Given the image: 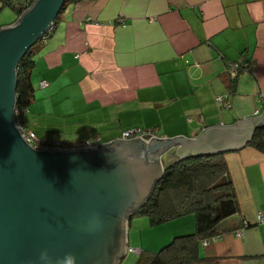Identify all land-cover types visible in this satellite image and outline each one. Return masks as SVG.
I'll list each match as a JSON object with an SVG mask.
<instances>
[{
	"label": "crops",
	"instance_id": "obj_1",
	"mask_svg": "<svg viewBox=\"0 0 264 264\" xmlns=\"http://www.w3.org/2000/svg\"><path fill=\"white\" fill-rule=\"evenodd\" d=\"M21 1L0 0L9 17L0 28L18 20L8 4ZM240 59L245 67L232 79L229 67ZM34 60L35 99L22 124L39 138L107 143L139 128L191 139L264 115V0H79ZM224 155L239 210L221 222L220 239L200 243L196 264H264V148ZM176 160L166 153L163 168ZM189 217L173 224L180 235L194 232Z\"/></svg>",
	"mask_w": 264,
	"mask_h": 264
},
{
	"label": "water",
	"instance_id": "obj_2",
	"mask_svg": "<svg viewBox=\"0 0 264 264\" xmlns=\"http://www.w3.org/2000/svg\"><path fill=\"white\" fill-rule=\"evenodd\" d=\"M66 0H34L0 28V264H44L72 252L77 264H122L135 210L163 177L162 157L176 162L245 148L264 115L213 127L187 139H115L97 148L38 149L16 119L18 67L55 29Z\"/></svg>",
	"mask_w": 264,
	"mask_h": 264
},
{
	"label": "trees",
	"instance_id": "obj_3",
	"mask_svg": "<svg viewBox=\"0 0 264 264\" xmlns=\"http://www.w3.org/2000/svg\"><path fill=\"white\" fill-rule=\"evenodd\" d=\"M33 1L23 0L18 4L9 2L8 5L21 15L26 4ZM77 1L79 0H66L65 4ZM42 45L43 42L39 41L33 46L18 67L16 110L21 112H25L35 99L32 82L34 59ZM247 146L264 148V128L257 130ZM238 210L239 204L224 153L215 156H190L173 162L165 167L163 177L157 181L148 201L135 210L134 215L148 216L151 225L193 215L195 230L188 235L176 237L158 253L142 251L137 264L198 263L200 243L214 236H222L225 230L222 229L221 222Z\"/></svg>",
	"mask_w": 264,
	"mask_h": 264
},
{
	"label": "built area",
	"instance_id": "obj_4",
	"mask_svg": "<svg viewBox=\"0 0 264 264\" xmlns=\"http://www.w3.org/2000/svg\"><path fill=\"white\" fill-rule=\"evenodd\" d=\"M53 31H54V29L49 34H51ZM49 34H46L42 38L41 41L43 42V44L47 41ZM243 67H245V62L242 59L232 63L229 67L230 69L228 70L230 77L232 79H235L238 75L239 70L242 69ZM48 85H49V83L46 80H43L40 82L41 88H45ZM261 101L264 102V94L261 96ZM217 102L219 104L225 105L226 107H230L229 103L228 104L224 103L222 96L217 97ZM23 114H24V112L16 110L17 123H18L24 137L26 138V140L38 149H45V150L87 149V148H97L96 146L105 144L104 142H102L101 138L98 136L89 137L86 139H79V140H75V141H69V140L64 139L62 137H52V138L41 139L34 132L27 130V128H25V126L22 124V115ZM256 114H258V111L256 112ZM142 136H151L155 139H162L153 130H141L139 128L126 130V131L122 132L121 136L116 138V139L134 140V139H138ZM257 221L260 224H264V215L262 213L257 214ZM244 227H249V224L245 223ZM236 235H238V236L243 235L242 229L238 230L236 232ZM220 238H221V236H214V237H211L209 239H205L203 241V245L207 246L211 242L216 241ZM142 251L143 250L140 248H133L129 245L126 248L127 255L128 254H137V255L141 256Z\"/></svg>",
	"mask_w": 264,
	"mask_h": 264
},
{
	"label": "rangeland",
	"instance_id": "obj_5",
	"mask_svg": "<svg viewBox=\"0 0 264 264\" xmlns=\"http://www.w3.org/2000/svg\"><path fill=\"white\" fill-rule=\"evenodd\" d=\"M9 11L10 9H8V12ZM7 17L8 16L6 15V13L1 14L0 22L2 21H5L4 23L9 22V17L8 18ZM188 216H190L189 218H194L193 215H187L184 217H188ZM176 220L169 221L166 223L164 222L159 225H151L148 216L143 214L134 215L129 221L127 227L129 246L133 248H140L143 251H148L150 253H158L162 248L172 243L177 236L185 235V234L180 235L179 233H177L176 230L179 228L180 225H173V224L176 222L181 224V221L179 220L176 221ZM138 260H139V255L128 254L123 259L122 264H137Z\"/></svg>",
	"mask_w": 264,
	"mask_h": 264
},
{
	"label": "clouds",
	"instance_id": "obj_6",
	"mask_svg": "<svg viewBox=\"0 0 264 264\" xmlns=\"http://www.w3.org/2000/svg\"><path fill=\"white\" fill-rule=\"evenodd\" d=\"M116 86L119 87L118 84ZM97 87H102L105 91L111 90L107 84H99ZM40 260L44 264H77V256L74 253L67 252L63 256L53 257L47 249L41 252Z\"/></svg>",
	"mask_w": 264,
	"mask_h": 264
},
{
	"label": "bare ground",
	"instance_id": "obj_7",
	"mask_svg": "<svg viewBox=\"0 0 264 264\" xmlns=\"http://www.w3.org/2000/svg\"><path fill=\"white\" fill-rule=\"evenodd\" d=\"M129 240V239H128Z\"/></svg>",
	"mask_w": 264,
	"mask_h": 264
}]
</instances>
